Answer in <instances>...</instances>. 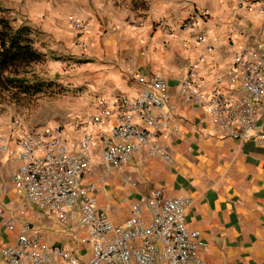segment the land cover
I'll use <instances>...</instances> for the list:
<instances>
[{"label":"crops","instance_id":"obj_1","mask_svg":"<svg viewBox=\"0 0 264 264\" xmlns=\"http://www.w3.org/2000/svg\"><path fill=\"white\" fill-rule=\"evenodd\" d=\"M142 1L136 6L132 0H50L46 5L55 22L32 24L35 44L52 58L46 68L52 92L32 97L38 96L35 105L21 110L16 123L0 118V135L11 137L15 147L21 130L61 125L66 139L76 145L83 135V129L74 127L78 117L89 120L101 100L135 99L160 76L169 84L160 112L178 128L161 134L174 162L140 152L131 164L109 173L97 143L92 179L99 205L122 223L131 203L154 189L169 197L188 196L187 225L201 232L208 264H264V145L225 137L202 105L184 98L179 83L197 65L203 91L241 94L230 73L242 48L254 44L264 49V0ZM194 8H204L206 19L182 28ZM70 16L86 21L84 33L71 28ZM257 120L264 124V102ZM113 123L87 130H107ZM17 164L15 157L0 154V251L30 224L46 243L88 258L91 247L78 218L62 225L55 215L41 214L12 182ZM7 219L14 221L12 230ZM0 264H6L1 252Z\"/></svg>","mask_w":264,"mask_h":264},{"label":"built area","instance_id":"obj_2","mask_svg":"<svg viewBox=\"0 0 264 264\" xmlns=\"http://www.w3.org/2000/svg\"><path fill=\"white\" fill-rule=\"evenodd\" d=\"M207 15L204 8H194L182 28H193ZM68 22L76 33L87 29L86 21L76 16ZM197 75L195 65L179 77L184 98L202 105L225 137L264 145V124L257 120L264 102V49L251 44L237 54L230 78L241 94L219 88L205 92ZM168 87L164 78L155 76L151 87L135 99L101 100L89 120L78 117L74 123L83 129L76 145L66 139L61 125L21 130L15 147L11 137L0 135V154L18 160L12 174L14 186L25 191L41 214L55 215L62 225L78 218L91 247L89 257L83 258L61 245L46 243L38 230L25 224L17 240L0 251L6 264H208L202 255L207 245L201 232L187 225L190 197H169L163 189H154L144 200L131 203L130 215L122 223L114 222L96 197L92 159L97 143L103 148L101 160L109 173L131 164L140 152L174 162L170 146L161 140L163 131L178 129L168 114L160 112L166 106ZM111 120L110 129L87 130L89 125ZM5 225L12 230L13 219Z\"/></svg>","mask_w":264,"mask_h":264},{"label":"trees","instance_id":"obj_3","mask_svg":"<svg viewBox=\"0 0 264 264\" xmlns=\"http://www.w3.org/2000/svg\"><path fill=\"white\" fill-rule=\"evenodd\" d=\"M0 3V98L8 96L14 102L34 97L47 86L33 70L45 54L27 25L15 26Z\"/></svg>","mask_w":264,"mask_h":264},{"label":"rangeland","instance_id":"obj_4","mask_svg":"<svg viewBox=\"0 0 264 264\" xmlns=\"http://www.w3.org/2000/svg\"><path fill=\"white\" fill-rule=\"evenodd\" d=\"M49 1L50 0H0V3L6 9V15L12 20V22H14L15 26L27 25L34 32L32 22H55V19L52 18V15L49 13L48 7L46 5ZM132 2L136 6L143 5L142 0H132ZM45 43L46 42H43L42 45H45ZM38 47L39 46H37V48ZM44 54L45 56L48 55L46 53ZM45 56L41 62L33 65V70L35 74H37L39 78H41L43 82L47 84L44 91L42 92L47 97L52 92V89L50 90L47 88L51 81L46 68L48 69L50 63L48 61H51L52 58L51 56ZM37 98L38 96L34 99L32 97H23V99L19 102H14L12 99H9L8 96L0 98V118H12V122L16 123L15 120H19L18 115L21 113V110L30 109V107L35 105ZM18 107H21V109Z\"/></svg>","mask_w":264,"mask_h":264}]
</instances>
